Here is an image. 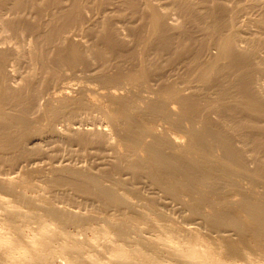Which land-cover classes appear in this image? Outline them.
I'll return each mask as SVG.
<instances>
[{
    "label": "bare ground",
    "instance_id": "6f19581e",
    "mask_svg": "<svg viewBox=\"0 0 264 264\" xmlns=\"http://www.w3.org/2000/svg\"><path fill=\"white\" fill-rule=\"evenodd\" d=\"M37 1L0 0V29L10 33L0 47V208L6 221L0 226V264H58L57 251L66 257L60 264H264V90L257 86L264 85L257 75L264 78V60H257L264 49V0H171L182 23H170L168 13L148 1L142 27L148 35H138L143 51L132 52L138 68L91 70L104 91H66L46 104H40L44 87L60 79L64 67L88 66L79 32H96L101 24L105 32L92 51L104 62L125 53L126 42L116 35L111 15L98 16L88 6L92 0H46L41 6ZM124 1L141 13L139 1L145 0ZM50 7L57 11L47 21ZM198 22L205 31L200 42L186 26ZM208 43L217 46L215 52L207 50ZM149 50L201 61L192 69L200 85L178 87L160 76L158 85L165 86L155 89L151 81L162 68L148 63ZM27 59L45 74L42 86L35 85L32 63L22 82L11 86L8 66L18 68ZM38 106L50 129L32 120ZM92 107L104 112L116 137L109 147L110 135L71 120ZM60 118L68 123L66 132L44 136ZM159 122L168 129L158 131ZM53 138L97 145L110 167L94 172L73 164L41 165L51 155L42 145ZM101 148H111L113 155ZM35 151L41 156L33 157ZM37 174L43 185H35ZM49 184L71 186L99 204L85 211L58 205L46 194ZM169 200L179 206L181 219ZM26 228L69 241H44L38 249L12 238ZM71 229L93 235L87 249Z\"/></svg>",
    "mask_w": 264,
    "mask_h": 264
},
{
    "label": "rangeland",
    "instance_id": "374dc122",
    "mask_svg": "<svg viewBox=\"0 0 264 264\" xmlns=\"http://www.w3.org/2000/svg\"><path fill=\"white\" fill-rule=\"evenodd\" d=\"M151 2L155 5L160 6V9L166 11L168 13V21L170 23H177V22H184V18L181 17L179 14H177V8L178 6L171 4V0L167 2V0H145V1H139V4H141L142 10L141 13L134 12V9L128 7L125 4L124 0H98L96 2L93 0L89 2L88 6H92L94 13L98 16L103 15H111L113 18V26L117 28L116 35L119 36L121 39L125 40L126 46H125V53L121 55H109L108 60L109 62H104V60H101L100 58H96L95 54L92 51V48L100 43L102 40L101 36L98 37V35L102 32H105V30L102 28L101 24H98V27L96 28V32L93 31H83L79 32V34H82L81 37L84 41L83 47L86 50V61L88 62V66L84 68H78L76 70L69 69L67 67H64L62 70V76L57 81H52L49 85L45 86L44 93L42 95V98L40 100V104H46L47 101L50 99L55 100L58 98L63 92L71 91V94L74 96H78L79 92L81 90L86 91V93L91 94L93 91L96 92V90L104 91L103 87L105 85L98 81L96 78H92L90 74L93 71H101L106 72L109 74H113L120 70V72L128 71L131 68H138L136 67V63H138V60L136 57L132 55V52L134 51H143V45L139 44L138 42V35H148L147 31L143 30L144 23L146 21L143 19L144 11L143 9L147 8V5H145L147 2ZM196 2H199V0H194ZM46 0H38L37 3L39 6L45 4ZM199 6L203 8L205 6V3H200ZM104 9H106L104 11ZM56 7H50L48 16L45 17V20L49 21L50 17L52 16L53 12H56ZM88 15H92L91 12H88ZM5 16H9L8 14ZM35 17V14L32 13V19ZM186 23L187 28L192 32L195 38L198 40L200 38H204V28L201 29V23ZM46 24V23H44ZM210 30V29H208ZM10 33L6 32L4 30L0 29V47H5V44L2 43L3 40L6 38H9ZM78 37L76 39H79ZM34 39V35H32V40ZM202 40V39H201ZM31 41V37L28 36L27 42L25 43L24 48L27 50L30 47L29 42ZM200 42V40L198 41ZM194 43V42H193ZM105 46V45H104ZM194 51L198 48V43L193 44ZM217 46L214 44H207V50H212L213 52L216 51ZM145 58L147 59L148 63H156L159 66V69L161 73L157 72L151 81V84L155 89H159L165 85H158L162 81L160 79V76H163V81L166 80L167 83L175 84L178 87L184 86L186 83L189 88H193L196 85H200L199 82L196 79V73L192 72V69L196 67V63L194 62L192 57H187L184 59H180L177 56L171 54V53H163L162 51L157 50H149L145 54ZM208 57L204 56V60H206ZM257 60H264V49L260 51L259 58ZM27 62H23L18 68L13 67V65L8 66V71L11 73V80L9 83L11 86L19 85L22 82L21 78H24L28 75L31 69L30 63H32V75H35V85L42 86L43 81L45 80V74L36 71L34 69L33 63H35L33 60L30 61L29 59L26 60ZM92 68V69H91ZM90 69V70H89ZM108 69V70H105ZM155 70V69H154ZM257 75L260 77V81L264 82V78H261V73L258 72ZM17 76V78H14ZM181 85H180V84ZM257 86L264 90V85L257 84ZM216 89L214 88L212 92H215ZM149 93H144V96L148 97ZM91 99V97H89ZM58 104V102H55ZM8 109H11V107L7 106ZM40 106L36 110L32 111V120L35 122V125L39 128L44 129H50L48 124V117L43 114V110L38 111ZM10 111H13L10 110ZM77 115V116H76ZM217 118V116H215ZM66 119L60 118L58 119L57 123L53 125V129L46 131L44 133V136L54 134V131L56 132H66L68 123L65 122ZM71 120H74L78 122L80 128L84 130H91L95 132H104L109 136V141L107 143V147H109L114 140L116 141L115 135L111 131L110 125L107 123L106 116L104 115V112L96 107H92L86 110H83L80 113H76L75 117ZM226 119H224L222 125H225ZM264 124V121L263 123ZM156 127L158 128V131H163L165 129H168V126L166 124H163L161 122L157 123ZM70 128V127H68ZM172 133V132H171ZM173 136H175V131L172 133ZM43 149L49 150L48 157L44 158L40 162V164L48 165L49 163L53 166H58L61 164H73L79 167H87L94 172H97L100 170V168H109L111 160L105 159L102 160L101 156L97 153L98 146L97 145H85L81 146L79 144H76L74 142L65 143L62 140H59L58 138H53L51 141V144L42 145ZM103 154L106 155H113V150L110 149H104L101 148L100 150ZM41 152V151H40ZM38 151L33 152V157L38 158L41 156L42 153ZM264 160V156L260 157ZM4 167V164L2 165ZM6 170H9L10 167L5 164L4 167ZM17 173H20V171H16ZM17 176L16 174H13ZM43 179V178H42ZM41 178H39L38 174L34 177L35 185H43V181ZM110 183V182H107ZM146 185V184H143ZM54 186V187H52ZM264 186V185H263ZM52 187V190L51 188ZM147 194L150 195L149 187L148 186H142ZM260 190H264L263 187L259 188ZM44 192V191H41ZM46 194L49 197H53L55 203L58 205L66 206L69 209L72 210H80V208H83L82 210L85 211L86 208L92 207V205H98L99 203L95 200V202L90 201L88 199L87 195L83 194L82 192L74 189L71 186L68 185H53L49 184V188L46 189ZM59 192V196L56 197L55 194ZM6 197L12 198L8 193H3ZM28 194L30 196H36L38 194V191H28ZM135 200V199H133ZM169 209L171 211H175L176 217L178 220L181 219V212L179 211V206L176 205L174 202H171L169 200ZM115 209H113L111 212L115 213ZM4 211L0 208V226L4 224L6 221L3 218ZM21 219H17V223L20 224ZM37 222V221H36ZM145 223H149L148 221H145ZM37 226V225H35ZM34 226V227H35ZM102 227V226H99ZM59 232L62 233V230L59 228ZM105 231V230H104ZM102 231V232H104ZM0 232H5V230H1ZM71 234L73 236H76V238L82 243V245L87 249V246L85 245V242H89L90 239H93V235L91 233L87 232H79L75 229H71ZM98 237V235H97ZM235 238L236 235H233ZM13 239H20L21 242H25L26 240L33 242L38 249L44 248V245L46 244L44 241H52V246H59V244H64L65 242L69 240H64L65 238H44L40 234L39 231L34 230L32 228H26L21 234L13 233L12 236ZM43 240V241H42ZM212 247L204 246V250H206L207 253L213 252ZM90 250V248H89ZM87 251V250H86ZM66 257H64L63 254L56 252V261L58 264L65 263ZM238 262V261H237ZM239 264H246L242 261L238 262Z\"/></svg>",
    "mask_w": 264,
    "mask_h": 264
}]
</instances>
